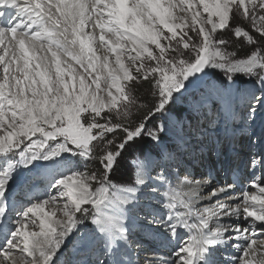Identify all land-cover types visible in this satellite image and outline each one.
I'll use <instances>...</instances> for the list:
<instances>
[{
	"label": "snow or ice",
	"instance_id": "6c2138e0",
	"mask_svg": "<svg viewBox=\"0 0 264 264\" xmlns=\"http://www.w3.org/2000/svg\"><path fill=\"white\" fill-rule=\"evenodd\" d=\"M0 237V264H264V0H0Z\"/></svg>",
	"mask_w": 264,
	"mask_h": 264
},
{
	"label": "bare ground",
	"instance_id": "6f19581e",
	"mask_svg": "<svg viewBox=\"0 0 264 264\" xmlns=\"http://www.w3.org/2000/svg\"><path fill=\"white\" fill-rule=\"evenodd\" d=\"M207 161L205 162V165L206 166H199V165H197V167H196V169H194V172L199 176V174L200 173H205V174H207V172H208V167H207ZM217 167H219V166H217ZM199 170V171H198ZM227 169H224V170H220V171H216V172H214V175L216 176V179L218 180V181H220L221 183L222 182H224V181H229V182H231L232 180V177H229V176H227V174H224V173H226L227 171H226ZM243 169H239V172L241 173V171H242ZM247 175V177H250V172H248V173H246L245 172V169H244V173H243V176H242V178H244L245 176ZM244 182H248L249 181V178H247V179H245V180H243ZM173 183H175V181H173ZM240 190V188H239V186H238V188L235 190V191H239ZM249 190H252V189H249ZM45 208L49 211V209H50V206H45ZM45 212V211H44ZM39 218H40V212L38 211L37 213H36V219H37V222L39 221ZM56 218H60V214L58 213L57 214V217ZM26 231H32L33 230V226L30 224V225H27V227H26V229H25ZM3 241H2V237H0V243H2ZM262 241H258V243H261Z\"/></svg>",
	"mask_w": 264,
	"mask_h": 264
},
{
	"label": "rangeland",
	"instance_id": "374dc122",
	"mask_svg": "<svg viewBox=\"0 0 264 264\" xmlns=\"http://www.w3.org/2000/svg\"><path fill=\"white\" fill-rule=\"evenodd\" d=\"M205 15H206V14H205ZM221 38H223V39H225V40H228L229 38H232L234 41L237 42V38L234 37V36L232 35V33L229 32V31H227V30L224 31V33L222 34V37H221ZM240 39L242 40L243 38H240ZM228 41H229V40H228ZM230 42H231V41H230ZM235 44H236V43H234V44L232 43L233 46H235ZM173 111L176 112L177 114H181V113L184 112V109L181 108L180 106H177L176 108L173 109ZM145 149H148V150L151 149V145H150V143H146V147H145ZM79 167H80L81 170H87L88 168H91V167L89 166L88 162L86 163V162H84V161H81ZM218 168H219V167H218ZM198 171H199V170H198ZM247 171H248V170H247ZM234 172H235V171H231V175H234V174H235ZM245 172H246V171H245ZM197 176H198V175H197ZM229 181H230V180H229ZM229 181H228V182H229ZM44 211H45V212H48V210H47L46 208H44ZM28 225H30V224H28Z\"/></svg>",
	"mask_w": 264,
	"mask_h": 264
},
{
	"label": "trees",
	"instance_id": "16d2710c",
	"mask_svg": "<svg viewBox=\"0 0 264 264\" xmlns=\"http://www.w3.org/2000/svg\"><path fill=\"white\" fill-rule=\"evenodd\" d=\"M229 41H231V43H236V41H234L232 38H229L228 39ZM137 96H139L142 100H147L149 97H148V92H147V86H144V87H139L137 88L136 90V93H135ZM143 147L145 148L146 147V143L143 145ZM89 166L92 168V167H95L94 164H92L91 162H88Z\"/></svg>",
	"mask_w": 264,
	"mask_h": 264
}]
</instances>
